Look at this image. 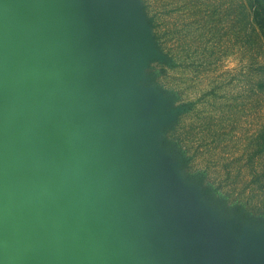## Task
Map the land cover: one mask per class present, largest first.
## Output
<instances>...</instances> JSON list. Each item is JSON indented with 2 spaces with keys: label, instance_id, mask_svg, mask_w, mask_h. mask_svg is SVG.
Returning a JSON list of instances; mask_svg holds the SVG:
<instances>
[{
  "label": "rangeland",
  "instance_id": "rangeland-1",
  "mask_svg": "<svg viewBox=\"0 0 264 264\" xmlns=\"http://www.w3.org/2000/svg\"><path fill=\"white\" fill-rule=\"evenodd\" d=\"M62 1L60 10L87 29L75 36L96 49L88 59L100 102L105 93L124 123L109 135L103 167L112 184L104 202L130 214L110 241L118 255L138 264H264V226L215 210L185 178L210 168L223 178L230 170L241 186L264 182V0ZM49 13L38 20L0 13L9 52L4 58L1 50V91L10 77L22 94L54 80L50 42L41 39V26L54 20ZM18 52L24 79L6 75ZM176 118L185 138L177 148L195 154L182 171L161 146V130ZM165 136L175 150V128Z\"/></svg>",
  "mask_w": 264,
  "mask_h": 264
},
{
  "label": "water",
  "instance_id": "water-1",
  "mask_svg": "<svg viewBox=\"0 0 264 264\" xmlns=\"http://www.w3.org/2000/svg\"><path fill=\"white\" fill-rule=\"evenodd\" d=\"M22 1V18L38 20L43 13L50 12L54 19L50 27L41 26L46 29L41 39L50 42L46 60L50 68L49 52L64 39L79 61L95 53L93 46L75 36L87 29L80 27L74 18H68L67 13H59V7L64 6L62 0H44L45 7L41 12L37 11L34 0ZM53 35L57 44L52 41ZM5 47V43L0 42V57L3 48V57L8 56ZM17 56L12 66L18 64L20 69L15 73L9 70L6 75L17 78L23 75L21 78L24 79L29 75L28 70L23 66L19 52ZM32 68L31 73L38 74V68ZM52 74L53 81H44L25 94L11 77L7 91L0 90V264H138L123 260L110 243L112 236L119 233L115 216L120 211L116 213L111 209L93 222L70 219L68 222L71 223L62 224L65 213L74 212L76 205L81 203L82 182L65 203H60V193L66 182L60 183L56 178V171L61 167L59 158L64 155L69 142L75 141L81 132L109 118L94 117L78 122L58 115L41 123L38 115L43 110L41 97L49 90L68 88L65 77L53 71ZM12 99L20 100L11 102ZM44 149L52 152L40 166L27 169L22 164L17 169L12 168L13 155L24 160L25 154ZM77 228L84 229L85 235L72 234L71 229Z\"/></svg>",
  "mask_w": 264,
  "mask_h": 264
},
{
  "label": "crops",
  "instance_id": "crops-1",
  "mask_svg": "<svg viewBox=\"0 0 264 264\" xmlns=\"http://www.w3.org/2000/svg\"><path fill=\"white\" fill-rule=\"evenodd\" d=\"M38 12H41L45 7V1L39 4V1L34 0ZM6 0H1V14L13 18L15 14L24 16V3L22 0H14V6H7ZM59 13H64L62 10ZM66 32L68 30L63 28ZM76 33V32H75ZM13 38V37H12ZM14 42V40H12ZM67 55L70 62L63 60L62 56ZM90 56L79 61L67 47L65 39L58 47H52L48 55V63L55 74H59L68 80V88L62 90H49L41 97L43 102V110L38 115L41 116L40 122L45 123L51 121L55 116H64L73 121H87L94 117H106L108 120L85 129L81 132L75 141L69 142L64 155L59 158L61 167L56 171V178L60 183H65L60 193V203H65L67 199L75 192L78 185L81 184V203H78L74 212L65 213L62 221L66 223L70 219L78 221L83 219L88 222H93L97 218H102L108 211L115 210L114 206H110V200L106 203L103 200L104 190H108L112 184L110 181V171L103 167L106 160L109 159L111 151L108 147L109 135L115 129L124 123H120V113L105 97L102 95L103 103L100 102V88H95L94 75L90 66ZM20 69L18 64H15L9 69L12 73ZM8 70V71H9ZM65 85V84H64ZM102 98V97H101ZM39 116V118H40ZM122 129V128H119ZM52 150H42L25 154V159L15 157L12 159L11 166L17 169L22 164L27 169H32L40 166V163L49 156ZM103 158L101 162L100 158ZM102 172L101 177H97L98 172ZM95 178V180H94ZM93 179V181H92ZM91 199L85 200V197ZM110 201V202H109ZM102 203V204H101ZM114 203V201H112ZM105 206H102L104 205ZM126 212H119L115 217V225L119 228L126 222V218L130 215ZM72 234L85 235L84 229H71ZM74 230V231H73Z\"/></svg>",
  "mask_w": 264,
  "mask_h": 264
},
{
  "label": "trees",
  "instance_id": "trees-1",
  "mask_svg": "<svg viewBox=\"0 0 264 264\" xmlns=\"http://www.w3.org/2000/svg\"><path fill=\"white\" fill-rule=\"evenodd\" d=\"M142 9L144 10V6ZM144 16L147 24L151 28H155L153 18L148 16L145 10ZM153 39L156 43V36H154ZM174 128L175 150L173 149V138L171 139L168 136L164 137V134L166 135L169 129ZM176 129L177 118L163 127L161 130L163 133L161 146L167 153L175 154L179 160L180 169L182 171L187 166L189 167L195 154L187 156L181 148H177V146H180L185 141V138L182 142V134L179 135ZM223 175H225L224 178L215 170L205 168L203 170L189 172V175L185 178L199 186L202 199L215 210L224 215L237 217L242 222L254 228L264 226V182L258 185L255 183V186L251 185L246 187L240 185L238 179L236 180L235 174L230 170H227ZM256 191L263 195L261 200H255L257 197Z\"/></svg>",
  "mask_w": 264,
  "mask_h": 264
}]
</instances>
